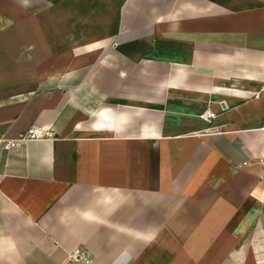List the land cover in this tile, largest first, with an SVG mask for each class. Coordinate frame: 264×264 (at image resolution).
Here are the masks:
<instances>
[{
    "label": "crops",
    "instance_id": "crops-1",
    "mask_svg": "<svg viewBox=\"0 0 264 264\" xmlns=\"http://www.w3.org/2000/svg\"><path fill=\"white\" fill-rule=\"evenodd\" d=\"M263 161L264 0H0V264H264Z\"/></svg>",
    "mask_w": 264,
    "mask_h": 264
},
{
    "label": "built area",
    "instance_id": "built-area-1",
    "mask_svg": "<svg viewBox=\"0 0 264 264\" xmlns=\"http://www.w3.org/2000/svg\"><path fill=\"white\" fill-rule=\"evenodd\" d=\"M207 118H214L213 114H207ZM54 139V134L47 131L41 130H31L27 134L23 135L17 145L32 141V140H52ZM264 166V161L262 162ZM69 262L71 263H84L88 261V255L86 252L81 250H76L75 252L69 254Z\"/></svg>",
    "mask_w": 264,
    "mask_h": 264
}]
</instances>
